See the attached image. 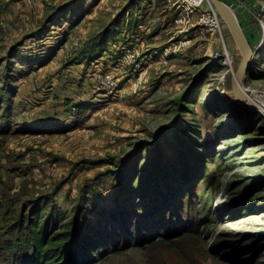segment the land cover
Returning <instances> with one entry per match:
<instances>
[{
	"label": "rangeland",
	"instance_id": "1",
	"mask_svg": "<svg viewBox=\"0 0 264 264\" xmlns=\"http://www.w3.org/2000/svg\"><path fill=\"white\" fill-rule=\"evenodd\" d=\"M194 4L0 0V264L40 205L81 229L156 214L92 264H264V111L237 106L242 48ZM259 50L244 89L264 99Z\"/></svg>",
	"mask_w": 264,
	"mask_h": 264
},
{
	"label": "trees",
	"instance_id": "2",
	"mask_svg": "<svg viewBox=\"0 0 264 264\" xmlns=\"http://www.w3.org/2000/svg\"><path fill=\"white\" fill-rule=\"evenodd\" d=\"M165 179L167 178L163 175L151 187H148L146 196L154 190L153 187L158 182H163ZM172 187L169 189L171 190ZM157 191H161L159 186ZM173 193L168 195L166 199L172 198ZM190 197L189 195L188 198ZM159 202L158 200L156 204ZM163 207L166 217L171 212L169 210L170 203L163 205ZM79 209L80 207H74L69 215L68 213L63 214L55 208L49 211L48 205H40L38 209L33 210L32 216H28L24 220L23 226L19 230L10 229L16 240L14 246H20L19 251L13 253L10 264H92L104 255V252L100 253L101 246H111L109 252L127 248L128 245L122 246V244L136 243L134 241L135 231H139L142 227H145V231L149 230L151 222L156 219V214L151 213L148 216L150 226L143 222L138 227L134 221L130 223L120 219L114 221L112 223L113 228L107 231V227L101 225L102 217L97 224H90V228L81 229L79 223L81 224L82 217L80 221ZM119 215L120 218H126V216H130V213L123 209ZM173 217L174 214L171 212L170 218ZM23 229L26 230L25 239L22 235ZM111 236H113L114 241L109 245L107 242ZM121 238L124 239L123 243L120 241ZM161 239L166 241L168 237L163 236V238H159V240Z\"/></svg>",
	"mask_w": 264,
	"mask_h": 264
},
{
	"label": "water",
	"instance_id": "3",
	"mask_svg": "<svg viewBox=\"0 0 264 264\" xmlns=\"http://www.w3.org/2000/svg\"><path fill=\"white\" fill-rule=\"evenodd\" d=\"M210 2L217 8V10L222 14L225 21L231 27L233 35L240 45L243 51V57L241 63L236 72V76L233 78V89L236 95V99L239 105L256 108V104L252 102L251 98L245 97V92L243 91L244 82L247 75V67L250 66L252 58L255 54V48L251 46L249 39L244 33L243 27L240 23L239 18L232 11L231 7L224 0H210Z\"/></svg>",
	"mask_w": 264,
	"mask_h": 264
},
{
	"label": "built area",
	"instance_id": "4",
	"mask_svg": "<svg viewBox=\"0 0 264 264\" xmlns=\"http://www.w3.org/2000/svg\"><path fill=\"white\" fill-rule=\"evenodd\" d=\"M202 1L203 0H195L196 4H194L193 6H195V7L199 6L202 3ZM253 1L254 0H251L250 2H253ZM225 2L228 3V1H226V0H225ZM233 2H234L235 5L240 4L238 0H233ZM210 4L212 5L211 6L212 10L211 11H207V13L205 14V18L204 19L212 20V22L214 23L215 28H219L220 25H221V19H220L219 15H218V12L214 8L213 4L211 2H210ZM254 5H255L256 9H258V8H263L264 9V4H262L261 2L260 3L255 2ZM245 8L246 7H244V11H247V13L250 14V16L247 17V20L249 21V25L252 27V35L250 37H248V39L250 41H252L253 45H251V46L255 48V53H256V51L260 48L259 42L261 40H263V36H264V17H263V19H260L255 14V12L253 13L252 11L245 10ZM187 11L188 12H192V11H194V9H192V7H189ZM242 16H243V14H242ZM239 20H240V15H239ZM240 23H241L243 29L245 30L244 20H243V22L240 20ZM255 24H257V25H255ZM261 34H263V35H261ZM227 58L228 57H226V59Z\"/></svg>",
	"mask_w": 264,
	"mask_h": 264
},
{
	"label": "bare ground",
	"instance_id": "5",
	"mask_svg": "<svg viewBox=\"0 0 264 264\" xmlns=\"http://www.w3.org/2000/svg\"><path fill=\"white\" fill-rule=\"evenodd\" d=\"M228 5L231 7V9H232V11L236 14V16H237V18H239V9L241 10V8H240V4H237L238 6H236L235 4H234V2H233V4H231V3H228ZM237 7V8H236ZM244 30V29H243ZM245 33V32H244ZM246 35V34H245ZM248 38V37H247ZM263 42H264V38H263V40H261L260 42H259V46H260V50H259V52L258 53H260L261 55V57H263L264 56V50L262 49L261 50V48H262V46H264V45H262L263 44ZM257 52V51H256ZM258 55V54H257ZM226 57H229L228 56V54H226ZM259 58V57H258ZM228 59V58H227ZM255 59V58H254ZM262 61V60H261ZM261 61L259 60L258 62H257V66H259V63H261ZM249 68H250V66L249 67H247V71H249ZM237 71H238V69H237ZM236 71V72H237ZM236 72H235V76H236ZM234 90L232 89V92H233ZM243 91L245 92L244 94H245V97H247V98H251L252 99V102L254 103V104H256V106H257V108L259 107L260 109H262L263 111H264V99H262V97L261 98H254V97H252V95H249V93H248V91H246L244 88H243ZM231 92V93H232ZM238 107H245V108H241V109H244V110H247L246 109V106H242V105H237ZM249 108H251V107H249Z\"/></svg>",
	"mask_w": 264,
	"mask_h": 264
},
{
	"label": "crops",
	"instance_id": "6",
	"mask_svg": "<svg viewBox=\"0 0 264 264\" xmlns=\"http://www.w3.org/2000/svg\"><path fill=\"white\" fill-rule=\"evenodd\" d=\"M248 22L249 21L247 19L244 21V27H245L244 32H245L247 37H250L252 35V27L249 25Z\"/></svg>",
	"mask_w": 264,
	"mask_h": 264
}]
</instances>
